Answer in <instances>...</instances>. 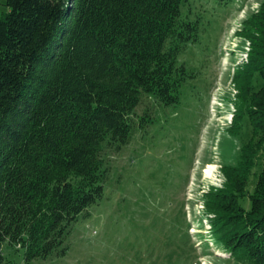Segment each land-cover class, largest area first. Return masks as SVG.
<instances>
[{"label": "trees", "instance_id": "trees-1", "mask_svg": "<svg viewBox=\"0 0 264 264\" xmlns=\"http://www.w3.org/2000/svg\"><path fill=\"white\" fill-rule=\"evenodd\" d=\"M186 1L6 0L0 264L5 244L23 249L27 264L65 256L74 225L104 197V149L130 143L143 96L163 106L180 103L189 74L179 58L197 38L195 24L183 18ZM240 34L251 50L235 72L239 96L228 132L238 137L247 120L252 137L237 165L223 166L225 186L208 193L206 208L215 215L218 247L238 262L264 264V4Z\"/></svg>", "mask_w": 264, "mask_h": 264}, {"label": "rangeland", "instance_id": "rangeland-1", "mask_svg": "<svg viewBox=\"0 0 264 264\" xmlns=\"http://www.w3.org/2000/svg\"><path fill=\"white\" fill-rule=\"evenodd\" d=\"M0 1L1 15L6 0ZM263 4L185 2L183 18L195 24L197 38L179 58L189 74L180 103L163 106L143 96L132 116L130 143L121 151L104 149L110 169L104 197L74 225L66 255L30 264H249L218 247L212 234L215 215L206 206L208 193L225 186L223 166H236L252 137L247 120L238 137L228 129L239 96L235 72L248 62L251 50V42L240 33ZM261 84L256 76L255 87ZM260 160L249 179V193ZM211 166L215 170L209 176ZM243 205L248 208L249 200ZM3 254V264H27L21 248L5 244Z\"/></svg>", "mask_w": 264, "mask_h": 264}, {"label": "bare ground", "instance_id": "bare-ground-1", "mask_svg": "<svg viewBox=\"0 0 264 264\" xmlns=\"http://www.w3.org/2000/svg\"><path fill=\"white\" fill-rule=\"evenodd\" d=\"M214 170H215V168H213L212 166L209 167V170L207 171V174L210 176L212 174V171H214Z\"/></svg>", "mask_w": 264, "mask_h": 264}, {"label": "built area", "instance_id": "built-area-1", "mask_svg": "<svg viewBox=\"0 0 264 264\" xmlns=\"http://www.w3.org/2000/svg\"><path fill=\"white\" fill-rule=\"evenodd\" d=\"M216 173H217V171H216ZM200 213V218H203L204 216V214L202 213V212H199Z\"/></svg>", "mask_w": 264, "mask_h": 264}]
</instances>
